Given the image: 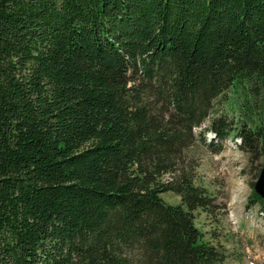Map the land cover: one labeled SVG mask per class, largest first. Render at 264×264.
I'll list each match as a JSON object with an SVG mask.
<instances>
[{"label": "trees", "instance_id": "1", "mask_svg": "<svg viewBox=\"0 0 264 264\" xmlns=\"http://www.w3.org/2000/svg\"><path fill=\"white\" fill-rule=\"evenodd\" d=\"M250 84L264 0H0V264H227L177 165ZM239 135L264 154V126Z\"/></svg>", "mask_w": 264, "mask_h": 264}, {"label": "rangeland", "instance_id": "2", "mask_svg": "<svg viewBox=\"0 0 264 264\" xmlns=\"http://www.w3.org/2000/svg\"><path fill=\"white\" fill-rule=\"evenodd\" d=\"M253 85L251 90L228 85L210 99L208 116L193 129L196 141L181 153L177 165L208 199L204 209L193 212L201 240L222 248L227 264H264V200L253 189L264 167V154L259 149L252 152L239 135L244 128L264 126L263 90ZM219 121L225 127L222 140L209 130ZM169 179L165 175L160 182ZM160 198L169 205L181 204L173 192Z\"/></svg>", "mask_w": 264, "mask_h": 264}, {"label": "water", "instance_id": "3", "mask_svg": "<svg viewBox=\"0 0 264 264\" xmlns=\"http://www.w3.org/2000/svg\"><path fill=\"white\" fill-rule=\"evenodd\" d=\"M253 189L255 193L264 200V167L260 170L258 179L253 185Z\"/></svg>", "mask_w": 264, "mask_h": 264}]
</instances>
